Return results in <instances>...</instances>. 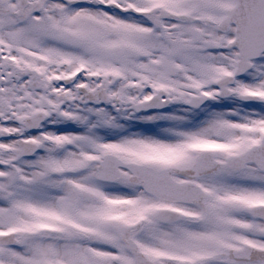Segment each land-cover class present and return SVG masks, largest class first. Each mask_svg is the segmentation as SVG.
<instances>
[{"label":"snow or ice","instance_id":"1","mask_svg":"<svg viewBox=\"0 0 264 264\" xmlns=\"http://www.w3.org/2000/svg\"><path fill=\"white\" fill-rule=\"evenodd\" d=\"M0 264H264V0H0Z\"/></svg>","mask_w":264,"mask_h":264}]
</instances>
